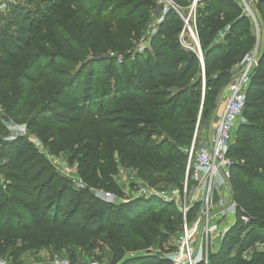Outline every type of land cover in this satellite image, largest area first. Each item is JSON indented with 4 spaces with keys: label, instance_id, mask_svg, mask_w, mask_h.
I'll list each match as a JSON object with an SVG mask.
<instances>
[{
    "label": "trees",
    "instance_id": "16d2710c",
    "mask_svg": "<svg viewBox=\"0 0 264 264\" xmlns=\"http://www.w3.org/2000/svg\"><path fill=\"white\" fill-rule=\"evenodd\" d=\"M250 3L256 27L239 0L198 2L188 24L201 53L185 23L191 0H175L178 11L153 28L158 0H25L5 14L0 114L25 123L47 153L26 135L8 139L0 117V256L20 240L72 262L76 248L103 246L112 264H172L159 247L179 235L182 213L154 195L123 200L115 175L123 168L144 186L182 189L196 129L258 48L229 150L236 222L197 264H264V0ZM49 156L76 164L88 186L75 187ZM151 247L156 254L143 252Z\"/></svg>",
    "mask_w": 264,
    "mask_h": 264
},
{
    "label": "built area",
    "instance_id": "2783aa9c",
    "mask_svg": "<svg viewBox=\"0 0 264 264\" xmlns=\"http://www.w3.org/2000/svg\"><path fill=\"white\" fill-rule=\"evenodd\" d=\"M25 0H0V12H9L14 5H17ZM200 0H191L189 6V14L185 23L190 31V34L199 47L197 38L193 29L188 24V20L194 16L197 4ZM245 10L250 11V7L245 0ZM159 13L152 21L153 28L162 20V16L170 9L174 8L178 11L175 5V0H158ZM252 14V13H250ZM258 63V48L246 54L240 64L235 68L234 78L228 85L231 92L230 99L226 108L219 114V122L211 141L196 148L197 132L196 129L191 146L188 150L187 166L184 175L183 188H169L166 190H156L149 186H144L143 183L136 179L140 186L135 190L134 196L154 195L167 202H173L181 211L183 223L185 224V234L180 238L181 251L172 254L174 264H197L204 261L208 263L211 253L209 249L215 244L224 239L229 228L236 222L238 206L232 198L230 190L231 168L233 165L229 155L230 146L233 140V132L237 125L243 121V111L246 106V94L251 80L253 69ZM4 124L10 130L8 139H13L19 135H27L28 129L26 124L19 125L10 121L7 117L0 114ZM30 139L31 137L28 136ZM40 149H44L39 138L31 139ZM50 160L55 165L57 171L68 177L71 183L77 188H84L85 183L77 176L75 167H69L62 160H55L53 156H49ZM121 171H129L121 168ZM101 194V195H100ZM98 197L108 201L116 202L118 198L112 192H98ZM120 200V199H119ZM197 204V205H196ZM196 205V206H195ZM193 209L198 210V221L203 218L205 223L203 234L208 238L207 244L200 246L195 252L190 244V235L187 229V217ZM214 213L212 214V210ZM243 222H248L249 218L246 215L240 218ZM198 222L194 224V230H197ZM219 244V243H218ZM220 245H218L219 247ZM186 254L185 260H179V254ZM177 258V260H176ZM0 264H7L5 260L0 258ZM54 264H75L67 258L56 256ZM90 264H100L93 262Z\"/></svg>",
    "mask_w": 264,
    "mask_h": 264
},
{
    "label": "rangeland",
    "instance_id": "374dc122",
    "mask_svg": "<svg viewBox=\"0 0 264 264\" xmlns=\"http://www.w3.org/2000/svg\"><path fill=\"white\" fill-rule=\"evenodd\" d=\"M239 1L244 6V8H246L245 2L243 0H239ZM245 1L247 2V4L250 7V11L245 10V12H247V14L249 15V17L251 19V22L255 25V18L253 15L250 0H245ZM7 13L8 12H6V13L0 12V27L5 26L3 23V19H4L5 14H7ZM250 13H252V14H250ZM255 27H256V25H255ZM230 95H231V92L229 91V87L227 86L221 94L220 105L217 108V111H216L213 119L210 122L204 121L200 125V128L198 129V132H197L196 148H198L204 144H207L211 141L214 133L216 132L217 126H218L219 114L221 112H223V110L226 108V105L230 99ZM24 116H26V115H24ZM16 124L25 125V123H23V122H16ZM26 136H30L31 139H32V137L38 138V136H36L32 131L30 132L29 130H28V133ZM234 137H235V131L233 132V139H234ZM54 159L55 160L56 159L61 160V161L63 160L65 162V165L67 164L69 167H75V171L78 170V167H76V164H71V163L67 162L66 160H64L62 158V156L56 157ZM75 176L79 177L85 183V187L88 186L87 183L78 174V172H76ZM115 178L119 182V184H121V186L124 188V190L126 191V196L124 198H122L123 200H127L126 198H130L131 196H134L136 191L131 190L129 187V185L132 182H137V180H136L137 178L135 177L134 172H132V171L127 172V171H121L120 170L119 173L115 175ZM159 185L163 186L164 184L161 183ZM91 190H94L96 195L98 194V192H108L102 188H100V189L99 188H96V189L91 188ZM229 192H230V194L232 193L231 189L229 190ZM231 196H232V194H231ZM120 202H122V201H120ZM177 209L179 210L178 207H177ZM213 213H214V209L212 210V214ZM198 218H199L198 210L193 209L191 211V213L188 215L187 221H186V224L188 225L187 229H188L189 235H190V244L192 245V249H194L195 252L199 249L200 246L206 245L207 239H208L203 234V227L205 226L204 225L205 221L203 218H201L198 221ZM196 222H198L197 225H199V226H198L197 230H194L193 228H194V224ZM178 232L179 231H177L175 234H173L171 236L170 241L165 243L163 245V248L159 247L161 249V254L168 257L172 261V264H174L175 260L174 261L172 260L171 255L176 254V253L181 251V248H179V246H180V238L182 237V235L185 234V224L184 223H182V225H181V232L179 233V235H178ZM174 244L176 245V250L168 253V249L172 248ZM218 245H220V241L217 243L215 242V244L209 249V252L213 253L216 250H218V248H219ZM24 247H26V248H24ZM157 250H159L158 247H151V248L144 250L143 252H145V253L149 252L152 254H154V253L156 254ZM74 252L76 254V262H73V263H75V264H90L93 262H98L100 264H112V262H113L112 261V254L109 252V249L107 247L102 246V247H96L94 249H92L91 247H85V248L80 247V248H76L74 250ZM56 256H58L60 258H67L70 261H72L69 254L66 251H54L49 247H44V248H41L39 250H36L34 248L28 247V245H23L22 241L19 240V241H16L14 244H12L11 248L6 253H4L2 256H0V258L5 260L7 264H54V259L56 258ZM186 258H187L186 254H184V253L179 254V257H178L179 260H185ZM176 260H177V258H176Z\"/></svg>",
    "mask_w": 264,
    "mask_h": 264
},
{
    "label": "water",
    "instance_id": "95a60500",
    "mask_svg": "<svg viewBox=\"0 0 264 264\" xmlns=\"http://www.w3.org/2000/svg\"><path fill=\"white\" fill-rule=\"evenodd\" d=\"M157 13H159V8H158V12ZM149 253V252H148Z\"/></svg>",
    "mask_w": 264,
    "mask_h": 264
}]
</instances>
